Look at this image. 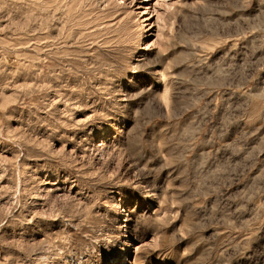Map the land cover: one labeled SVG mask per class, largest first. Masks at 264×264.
<instances>
[{
	"label": "rangeland",
	"instance_id": "obj_1",
	"mask_svg": "<svg viewBox=\"0 0 264 264\" xmlns=\"http://www.w3.org/2000/svg\"><path fill=\"white\" fill-rule=\"evenodd\" d=\"M0 264H264V0H0Z\"/></svg>",
	"mask_w": 264,
	"mask_h": 264
}]
</instances>
